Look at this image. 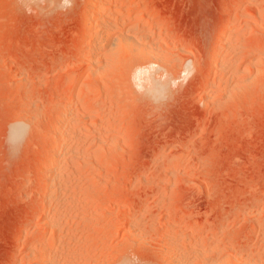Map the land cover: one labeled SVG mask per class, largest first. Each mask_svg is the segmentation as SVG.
Returning <instances> with one entry per match:
<instances>
[{"label": "rangeland", "instance_id": "1", "mask_svg": "<svg viewBox=\"0 0 264 264\" xmlns=\"http://www.w3.org/2000/svg\"><path fill=\"white\" fill-rule=\"evenodd\" d=\"M89 1L0 0V264H264V0Z\"/></svg>", "mask_w": 264, "mask_h": 264}, {"label": "bare ground", "instance_id": "2", "mask_svg": "<svg viewBox=\"0 0 264 264\" xmlns=\"http://www.w3.org/2000/svg\"><path fill=\"white\" fill-rule=\"evenodd\" d=\"M89 2H90V4H89ZM88 2V4L92 7L91 9H90V12H91V14L89 15V22L90 23H88V24H91L92 22H94L96 19H100V21H99V23H100V25L99 26H101L102 28H109V27H111V26H116V24H118V22H124V24H131V23H133L134 21L135 22H137V24H138V26L137 27H139V30H141V29H143L142 30V32L145 30L146 32H150V31H152L153 30V28L151 27V26H148V24H147V22L148 21H144V19L142 18V17H136V18H132L130 15H129V17L128 16H126V17H124L122 14L121 15H117L118 13H114V11H112V7L113 6H115L116 7V5H119V4H121V6L122 5H124L125 7H127V9H131L132 10V8H134V7H136L137 5L135 4V2H131V1H126V0H90ZM138 3V2H137ZM89 5H88V7H89ZM108 9V10H107ZM91 10H93V12L91 11ZM114 10V9H113ZM118 10V9H117ZM89 11V10H88ZM107 11V15H105V12ZM116 11V10H115ZM121 11V10H120ZM123 11V10H122ZM113 12V13H112ZM117 12H119V11H117ZM113 14H116V15H113ZM124 14V13H123ZM137 16V15H136ZM143 16V15H142ZM99 26H98V28H99ZM123 26V25H122ZM86 27V26H85ZM87 27H88V25H87ZM87 27L85 28V31H87ZM110 29V28H109ZM112 29V28H111ZM137 32H139V31H137ZM136 32V33H137ZM139 35H140V33H139ZM138 35V36H139ZM110 36H111V34H110ZM129 37V36H128ZM135 37V36H134ZM119 38V37H118ZM123 38V37H122ZM139 38V37H138ZM136 39V38H135ZM96 40V39H95ZM123 40V39H122ZM126 41H127V39H126ZM124 42V41H123ZM96 43H98V42H96ZM129 43L130 44H134V40L131 38V40H129ZM143 43V42H142ZM93 45H94V43H92ZM126 44H127V42H126ZM129 44V45H130ZM129 45H126V46H129ZM117 46H119V45H117ZM116 46V47H117ZM132 46V45H131ZM131 46H129V47H131ZM110 47H111V45H110ZM125 47V46H124ZM138 48H140V47H138ZM141 50V49H140ZM141 52V51H140ZM139 53V52H138ZM144 53V52H143ZM219 53V52H218ZM92 54V53H91ZM140 54V53H139ZM149 54V53H148ZM151 55V54H150ZM215 55H216V53H215ZM90 56V55H89ZM152 56V55H151ZM220 56V55H219ZM216 57V56H215ZM218 57V56H217ZM88 58H90V57H88ZM96 59V58H95ZM98 59V58H97ZM96 59V60H97ZM91 60V59H90ZM92 62V61H91ZM89 63V62H88ZM97 63L99 64V61H97ZM96 73V72H95ZM98 76V75H97ZM98 78V77H97ZM154 82V81H153ZM156 83V82H155ZM158 84V83H157ZM156 84V85H157ZM155 87V86H154ZM158 87V86H157ZM158 88H160V87H158ZM162 89V88H161ZM152 88L150 89V92L152 93ZM155 91H156V93H155ZM158 91L159 90H157V89H153V93H155V94H157L156 96H157V98L158 97H160V95L158 94ZM161 94V93H160ZM151 95H154V94H151ZM153 97V96H152ZM156 98V97H155ZM69 117V116H68ZM59 118V117H58ZM70 118V117H69ZM64 119V118H63ZM58 120V119H57ZM66 120V119H65ZM64 120V122H65V126L67 125V121H65ZM68 120V119H67ZM63 123V122H62ZM56 124H58V123H56ZM71 125V124H70ZM69 125V126H70ZM57 128V127H56ZM61 128H62V126H61ZM68 128V127H67ZM52 130H54V129H52ZM56 130V129H55ZM60 131H62L61 129H59ZM59 130L57 129L56 130V132L58 131V133H59V137L57 138L58 140L57 141H54L53 139V142L51 143V147L49 148V152L48 153H54V152H56V151H58V149H60V148H63V146H64V143H65V140H67L66 138V133H64V132H59ZM70 131V130H69ZM24 134H25V129L23 128V127H16V128H14L13 129V131H12V135H11V139H12V141H13V143L14 144H17V143H19V141H21V138H23V136H24ZM68 135V134H67ZM69 136V135H68ZM57 153V152H56ZM47 159V158H46ZM46 161V160H45ZM56 163V162H55ZM59 164V163H58ZM52 165V164H51ZM55 166V165H54ZM58 168V167H57ZM59 171V170H58ZM51 172V171H50ZM56 172V171H55ZM51 176H52V174H51ZM52 178V177H51ZM48 179V181L50 180V178H47ZM52 180V179H51ZM48 195V194H47ZM52 196V195H51ZM50 195L48 196V197H50L49 198V200L50 201H52V200H54L53 199V196L51 197ZM132 233V232H131ZM48 262V261H47ZM50 263V262H49Z\"/></svg>", "mask_w": 264, "mask_h": 264}]
</instances>
